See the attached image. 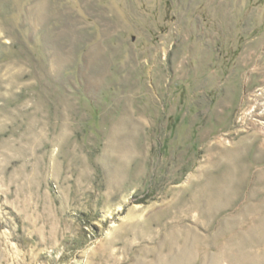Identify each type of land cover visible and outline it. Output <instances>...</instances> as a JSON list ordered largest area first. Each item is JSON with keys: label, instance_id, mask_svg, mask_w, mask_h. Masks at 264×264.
<instances>
[{"label": "rangeland", "instance_id": "rangeland-1", "mask_svg": "<svg viewBox=\"0 0 264 264\" xmlns=\"http://www.w3.org/2000/svg\"><path fill=\"white\" fill-rule=\"evenodd\" d=\"M0 264H264V0H0Z\"/></svg>", "mask_w": 264, "mask_h": 264}]
</instances>
